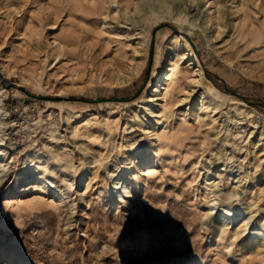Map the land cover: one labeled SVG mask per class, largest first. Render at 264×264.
I'll use <instances>...</instances> for the list:
<instances>
[{
	"label": "rangeland",
	"instance_id": "374dc122",
	"mask_svg": "<svg viewBox=\"0 0 264 264\" xmlns=\"http://www.w3.org/2000/svg\"><path fill=\"white\" fill-rule=\"evenodd\" d=\"M139 1L0 0V264H264V0Z\"/></svg>",
	"mask_w": 264,
	"mask_h": 264
},
{
	"label": "bare ground",
	"instance_id": "6f19581e",
	"mask_svg": "<svg viewBox=\"0 0 264 264\" xmlns=\"http://www.w3.org/2000/svg\"><path fill=\"white\" fill-rule=\"evenodd\" d=\"M122 3V6L124 8V12H125V15H128L129 11L131 8H134V11H137L138 12H141L142 11V8H141V3L139 0H93L92 2V6L90 7L92 13L90 15H93L94 18L92 19L94 21V23H98L100 21H103V26L102 28L98 31V32H94L92 29H89L88 32H89V35L90 37L88 39H91L93 37H100V36H104L103 39L106 38V40L108 39L109 40V35L111 34H119V27L115 26V27H108L106 26V19L108 17H110L109 15V11H108V5L110 4L111 6H115L117 7L115 10H113V14H112V17L117 19V18H121V14L119 13V3ZM169 0H158V4L157 6L160 7V8H163V7H166L167 4H168ZM217 5V4H216ZM245 6V5H244ZM221 11V10H220ZM219 11V12H220ZM218 12V13H219ZM246 14V13H245ZM140 16V15H139ZM138 16V17H139ZM213 17V16H211ZM217 17V16H216ZM126 19V18H125ZM208 19V18H207ZM133 20V19H132ZM132 20L130 19H126V21H131L130 23L128 24H134V20H136V18L133 20L134 22H132ZM139 20V19H138ZM213 20V19H212ZM211 22V21H210ZM126 24V23H125ZM207 24V23H206ZM218 25V24H216ZM219 26V25H218ZM108 36H106V35ZM248 35V34H247ZM65 37L68 38V41H73V43L75 44H80V41L78 40L77 37L71 35V34H67ZM95 39V38H94ZM98 40V39H97ZM67 41V42H68ZM112 41V40H111ZM54 44V45H53ZM53 48L54 50L57 52V51H62L64 50L65 48H67L69 46V44L67 43L66 45L62 44L61 42H56L55 40L53 41ZM100 44V50L103 49V50H108L109 49V44L108 43H105V44H102V43H98ZM94 45V44H93ZM91 44V46L89 47L90 50H92L95 46H93ZM113 45V44H112ZM125 45V44H124ZM190 44L188 43L187 39L184 38V39H181L180 40V43H179V48L180 50L182 51H185L186 52V55L191 59L192 63L194 66H196L195 70L193 71L194 72V77L193 79H191V82L193 83V85H196V86H199L202 85L203 83V79H204V73H203V70H202V63L201 61L199 60V58L196 56L195 52H194V48L193 49H190L189 46ZM88 46V45H87ZM97 46V45H96ZM52 48V47H51ZM92 52V51H91ZM102 52V50H101ZM100 53V51H99ZM177 55V54H176ZM60 55L59 54H56L55 55V59L58 58ZM59 59V58H58ZM173 62H172V65H170L168 67V70H167V74L165 76H162L160 77L159 79V84L157 86H155V90L154 92L157 93V94H160L162 96L163 99H165L167 97V95H169V92H170V87L168 85V83L165 82V80H168L170 79L171 77L174 76L175 74V70H176V66H177V62H176V59L173 57ZM164 61V60H163ZM195 88H193L190 92V94L196 92L194 90ZM180 91V90H179ZM186 93V92H185ZM184 94V93H183ZM193 96V94H192ZM189 97V96H188ZM204 97L203 94H200L199 97H197L199 100H202ZM190 98V97H189ZM185 101V100H184ZM242 101V100H241ZM187 102V101H186ZM198 102V101H197ZM243 102V101H242ZM241 102V104H242ZM245 103V102H244ZM180 105V104H178ZM182 106V105H181ZM185 106V105H184ZM247 106V105H245ZM187 107V106H186ZM191 107V106H190ZM190 107H187V110L186 112H189L190 111ZM203 108V107H202ZM193 110V109H192ZM202 111V110H201ZM198 113V112H197ZM163 115V114H161ZM167 120V119H166ZM183 121V120H182ZM165 136V134H164ZM163 137V134L161 133H155V141L152 142V145H156V147L158 146V142L162 139ZM168 137V136H167ZM165 139V138H164ZM167 145V144H166ZM162 146V145H161ZM146 170V168H145ZM0 171H1V168H0ZM149 171V170H148ZM126 186L124 187V190H126ZM127 191V190H126ZM57 195V194H56ZM60 196V195H59ZM209 209H212V208H209ZM239 222L241 223V225L243 226L244 224L247 225V221H245L244 219L239 221L237 220V224H239ZM249 223V222H248ZM260 236V235H259ZM247 244V243H246ZM3 260L7 261V263L9 264H26L24 262H21V261H15L13 258H14V255L13 254H3Z\"/></svg>",
	"mask_w": 264,
	"mask_h": 264
},
{
	"label": "water",
	"instance_id": "95a60500",
	"mask_svg": "<svg viewBox=\"0 0 264 264\" xmlns=\"http://www.w3.org/2000/svg\"><path fill=\"white\" fill-rule=\"evenodd\" d=\"M194 51H195V53L197 54V51H196V49H194ZM204 71H205V73H207V70H205L204 69ZM223 82V86H224V91L225 92H227V93H229V94H232V95H235V96H239V97H241L242 99H245V97L244 96H242V95H239V94H237L236 92H234L233 90H231L230 88H228L227 86H226V84L224 83V81H222ZM257 104H263L264 105V101L263 102H256Z\"/></svg>",
	"mask_w": 264,
	"mask_h": 264
}]
</instances>
